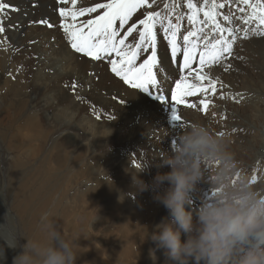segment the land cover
Instances as JSON below:
<instances>
[{"label": "rangeland", "instance_id": "obj_1", "mask_svg": "<svg viewBox=\"0 0 264 264\" xmlns=\"http://www.w3.org/2000/svg\"><path fill=\"white\" fill-rule=\"evenodd\" d=\"M21 1L24 0L9 1L10 6L16 9L11 20L15 35L6 39V47L0 44V223L6 222L4 218L9 210L10 220L19 235L43 239L44 233L38 228L40 217L44 212L51 211L57 226L78 243L77 251L81 254L76 264H166L167 258L162 249L156 250L157 259L153 261L150 250L155 249L156 245L146 238L168 214L161 209L152 218L132 213L136 199L144 193L153 199L154 191L150 189L135 196H127L128 201L123 196L121 200L119 197L121 193L135 191L132 185H124L130 171L147 166L154 154L160 156L162 163V155L171 153L174 129L177 128L181 134L186 126L198 122L209 127L213 133L226 137L229 150L239 162V171L250 177L257 187L264 185V101L233 96L246 93L248 89L257 91L258 84L264 79L263 59L255 52L256 48H260L264 53V37L258 35L257 31L250 28L247 30L248 38L242 37L236 60L230 64L237 67L229 70L223 82H217L215 95L207 94L206 103H209V107L204 109L197 97L189 98L197 107L189 109L178 106L182 119V124H178L172 119L170 90L175 89V83L182 75H188V71L183 69V36L188 31H197L201 27L204 29L203 33L197 31L198 37L190 38L197 45V60L204 51L201 47L206 40L214 42L213 38H218L211 24L191 22L190 26L187 0H164L167 5H163L161 0H149L152 8L147 11L160 12L164 27H167L168 19L174 25H179L176 33L179 50L175 59L169 53L171 48L163 28L157 25L158 63L155 69L159 87H152L150 92L152 96L163 95L165 99L162 102L152 100L143 90L133 89L117 77L111 71L109 58L94 61L82 53H76L67 36L58 28L53 14L35 17V8L44 9V3L26 0V7L33 10L29 12L22 8L24 2ZM57 1L59 5L62 4V0ZM82 1L88 7L107 2ZM193 2L197 7L207 10L203 0ZM60 8L57 5V10ZM102 11L98 10L93 16L102 14ZM217 11L220 12L217 19L222 26L228 27L230 19L225 20L224 16L230 14L229 10L224 8ZM53 12L54 15L58 14L55 10ZM144 12L145 9H138L129 24L138 23L139 19L144 18ZM234 14L237 12L234 11ZM89 15L85 14L83 18L87 20ZM40 19L47 20L53 27L34 23ZM199 19H205L203 12L199 13ZM28 22L30 26H26ZM39 28H44L40 33L51 43V50L60 54L37 59L38 54L46 51L47 46L44 45L36 49V54L19 51L17 55L18 41H26L32 29L36 34ZM124 31L121 29V35H124ZM137 42V33H133L126 41L132 44ZM62 45L74 53L79 62L85 60L89 65H80L72 73H66L65 70L54 73L53 68H59V63L66 65L69 62V57H64L60 49ZM10 47L13 53L11 59L4 55ZM31 52L35 58L27 56ZM150 54L151 49L142 50L138 65ZM227 56L220 64L211 65V71L207 66L204 71L213 78L223 75L230 67L224 66L226 60L234 58L232 52ZM111 58L116 59L115 55ZM194 65L196 69L193 67V76L198 70L196 62ZM78 73L92 76L91 83L81 79ZM79 87L89 89L82 92ZM135 92L146 98L134 99ZM125 107L128 112L137 111L138 119L133 123L120 120ZM185 110H189L191 116L185 114ZM156 112L157 127L151 125L145 137H140L138 130L132 128L140 129L144 124L143 119L153 117ZM59 115L64 116L58 118ZM252 116L257 117L256 121ZM118 118L119 132L114 141L109 142L106 136L100 137V127L109 129ZM243 124L251 125L253 129L247 132L241 128ZM59 127L74 128L70 134L63 136L57 132ZM168 134V140H159ZM155 139V142L151 141ZM149 169L150 173L144 181L151 184L156 170L151 165ZM157 172L164 173L162 168ZM210 194L209 175L193 191L192 197L195 200L194 197L207 198ZM200 199L199 206L202 203ZM149 207H152L151 201ZM154 211L155 207L151 208L148 216ZM146 220H152L153 224L148 227ZM143 225L150 229L145 238L137 234L138 227ZM140 229L145 230L143 227ZM182 235L181 239L185 240L186 235ZM20 243H26V240L21 239ZM20 251V248L6 249L8 261L13 260Z\"/></svg>", "mask_w": 264, "mask_h": 264}, {"label": "clouds", "instance_id": "obj_2", "mask_svg": "<svg viewBox=\"0 0 264 264\" xmlns=\"http://www.w3.org/2000/svg\"><path fill=\"white\" fill-rule=\"evenodd\" d=\"M151 162L133 173L135 191L121 193L119 199L151 189L153 199L168 210V216L146 238L156 245L150 250L153 261L156 250L162 249L166 264H264V185L257 187L239 171L226 137L204 124L192 123L157 165L168 166L171 171L158 172L149 184L140 176ZM209 175L211 194L201 198L194 219L189 207L192 193ZM4 219L6 222L0 223V264H6V249L17 248L21 251L12 264H76L81 254L78 243L57 226L51 211L40 217L38 228L44 233L43 239L19 235L9 210ZM21 239L26 243L21 244Z\"/></svg>", "mask_w": 264, "mask_h": 264}, {"label": "snow or ice", "instance_id": "obj_3", "mask_svg": "<svg viewBox=\"0 0 264 264\" xmlns=\"http://www.w3.org/2000/svg\"><path fill=\"white\" fill-rule=\"evenodd\" d=\"M63 2V0H62ZM232 0H228L231 3ZM240 4L251 9V13L245 17V8L239 9L244 23L250 21L255 23L258 20L260 27H264V0H239ZM73 9L60 8V16L71 18V23H61L60 27L67 36L72 49L76 53H82L86 57H90L94 61H100L102 58H109L111 71L117 77L130 85L133 89H140L149 92V85L159 87L157 85L156 73L153 68L157 65V25L159 24L168 38V43L171 46V56L173 59L177 57L179 46L177 44L176 33L179 30V25H174L171 19L167 20V27H164V19L161 18V13L158 11H147L152 8L149 0H107L103 3H95L94 6H80L76 8L77 0H72ZM203 4L207 6V10L203 7H197L193 0H187V7L191 10L189 21L197 24H211L221 38H213L215 42L206 40L204 51L199 55L198 63L200 68L195 70L193 76V64L197 60L196 50L197 45L190 40L191 37L197 36V31L203 33L201 27L197 31H188L187 35L183 36L184 51H183V69L188 71V75H182L175 83V89L171 92V107L172 119L178 124H182L180 109L178 106L184 105L189 109L196 108V103L190 102L188 98L197 97L199 104L203 105L204 109L209 107L206 103L208 93L215 95L217 81L210 77L204 68L211 65L220 64L226 54L230 55L235 43V30L225 29L221 26L217 17L220 12L217 9H224L225 3L218 0H203ZM10 8L8 0H0V16ZM138 9H145L144 18L139 19L138 23L129 24L134 13ZM16 10V9H13ZM98 10H103L102 14L96 15L94 18H89L81 23H76L78 17H83L85 14H94ZM203 12L204 20L199 19V13ZM225 20L230 19L227 15ZM119 22V25H117ZM34 23L45 24L47 27H53L47 20L40 19ZM127 28L125 29V26ZM257 28V34L264 37V30ZM121 29H124V35H121ZM6 25L3 19H0V34L5 33ZM229 33L225 38L223 34ZM133 33L138 34V42L135 44L126 43ZM244 38H248V33H244ZM135 39V37H134ZM151 49V55L137 65V60L141 51ZM115 55L116 59L111 57ZM190 77H192L190 79ZM151 94V93H150ZM201 96L205 98L200 99ZM157 99L164 100L163 95H157ZM223 135V133H221Z\"/></svg>", "mask_w": 264, "mask_h": 264}, {"label": "bare ground", "instance_id": "obj_4", "mask_svg": "<svg viewBox=\"0 0 264 264\" xmlns=\"http://www.w3.org/2000/svg\"><path fill=\"white\" fill-rule=\"evenodd\" d=\"M9 1L10 0H8V2ZM25 1L26 0L21 1V2H24L22 4V8L23 9H27L29 12H32L33 11L32 9L26 7ZM63 1L66 2L65 5L63 4V2H62V4L59 5L58 4L59 2L57 0H39V2L40 3H44L46 5V7L44 9L39 8V7L38 8H35V11H36L35 17H44V16L49 15L51 13V14H53V16H55L56 22L58 23V25H57L58 28L61 29V31H63V29L60 27V24L59 23L64 22L65 20H66V22H69L70 23L71 22V18L70 17H67V18L61 17L60 16V10H57V5L60 6V7L69 9V10L73 9L72 0H63ZM161 2L163 3V5H167V4H165L166 1H164V0H161ZM219 2H224L225 3V9L227 8L229 10V12H230V14H228V17H230L231 14L233 15V17L230 18V24L228 25V27H224L221 24V26L223 28H225V29H234L235 30V36L233 37L235 39V43L233 44V49H232V54H233L234 58H231L230 60H226V64H224V66H230V64H232V62H234V60H236V56L235 55L239 52V45L241 43L242 37L244 36V33L247 32V30L250 29V28L253 29V31H256L257 28L260 27V26L258 24V20L255 23H253L251 21L249 23H247V24L244 23V18H242V15H241L239 9L241 7H244L245 8V14H244L245 17L251 13V9L248 8L247 6H244L243 4H240L239 3V0H232L231 3H228V0H219ZM80 6H86V5L83 3L82 0H77L76 8L78 9ZM231 7H233V9ZM54 10L57 11L58 14L56 13L54 15V12H53ZM234 11L237 12V14H234ZM188 13H189L188 15H191V10L190 9H189ZM14 15H15V10H13V8L10 6V8L8 10H6V12L2 16H0V19H3L5 21V24H6V31H5V33L0 34V44L2 46H5L6 47L7 46L6 45V39L13 38L14 35H15L14 34V29L11 27V20L14 17ZM31 16H32V14H30V17ZM59 16H60V18H58ZM89 16H90L89 18H94L95 17V16H93V14H90ZM77 19H78V24L81 23V22H83V21H86L83 17H78ZM9 23H10V25H9ZM29 23L30 22H28L27 23L28 25H26V26H30ZM43 29L44 28H39L38 29V33H36V34H35V31L32 29L31 36L28 37L26 39V41H24L25 39L19 40L18 41V45L16 46L17 47L16 48V51H15L16 54L19 51H20V53H26L27 52V54H28V51H32L34 53L38 47H42L44 45L47 46L48 49L45 48L46 51L43 52V54H38L37 55V59L38 58H41V57H44L46 55L56 56V55L60 54V53H54L51 50V43L49 42V40H46V37L43 34L40 33V31H42ZM260 30H264V27H260ZM198 36L199 35L197 34V37ZM223 36L225 38H227L229 36V33L226 31L223 34ZM219 38H221L220 34H218V38L217 39H219ZM194 40H196V39H193V41ZM39 43H40V45H39ZM201 48L203 50L204 46L201 47ZM60 49L62 50V52L64 54V57H69V62L66 65H61V63H59L58 64L59 68L58 67L53 68V70H54L53 72L54 73L57 74V72L60 71V70H65L66 73H72L73 70H75L76 68H78L80 65H89V62L88 61H85V60H83L82 62H79V60L74 55V53L68 51L63 45L60 47ZM32 52H31V54L29 53L30 56L29 55H27V56L28 57H31V58H35V55ZM255 52L263 59V63H264V53L262 52V50L260 48H256L255 49ZM35 54H36V52H35ZM4 55L6 57H9L10 56V59H11V57L13 56V53L11 51V47L9 48V50H7V51L4 52ZM17 55H15V53H14V56H17ZM227 57L228 56L226 54L225 57L223 58V60H225ZM198 60L195 61V62H196L197 67L199 69V66L200 65L198 63ZM89 61H91V60H89ZM193 67L196 69V67H195L194 64H193ZM232 67H237V66L236 65H231L228 68V70H226V71L223 72V75L218 76L217 78H215L216 81L219 82V83L223 82V77H227V75L229 74V70ZM78 75H79V77L81 79L87 80L88 83H91L92 76L91 77L85 76V75H82L81 73H78ZM79 89H80V91L83 92V91H85V90H87L89 88L88 87H79ZM233 96L236 97V98H239V99H248V100H252V99H256L257 100L258 99V100L264 101V79H263V81L260 84H258L257 91L251 90V89L249 90L248 89V91L246 93H243V94H234ZM133 98L134 99L136 98V99H139V100H144L146 97L143 96L141 93L135 92ZM181 106H179V107L181 108ZM182 107H184V105ZM254 107L257 109L258 106L255 105ZM185 111H186L185 114H187L188 116H191L189 110H185ZM157 115L158 114L156 112L153 117H146V118H144L143 119L144 124L141 126L140 129H138L137 127H134L132 129H137L139 136L140 137H145L144 135H145V133L148 130L151 129V125L157 127V124H156L157 123V117H158ZM63 116L64 115H59L58 118H63ZM246 118L247 119H250V117H246ZM251 118L255 120L257 117L256 116H254V117L252 116ZM136 119H138L137 111L136 112H133V111L128 112L127 111V107L123 108L122 115L120 117V120L123 123H131V122L133 123ZM118 122H119V118H118V120H115L111 124V126L109 127V129L107 127L101 126L100 127L99 136L100 137L106 136L109 142H113L114 139L116 138V136L118 135V132H119ZM200 123L202 124V122H200ZM73 128L74 127H69V128L59 127L57 129V132H59V135L66 136V135H68V134L71 133V131H72ZM241 128H243L244 130H247V132L253 129L251 127V125H248V124H243L241 126ZM178 131L179 130L177 128L174 129L173 134H172V140L173 141L178 138V135H180L178 133ZM168 137H169V134L166 135V136L160 137L161 139H159V140H162V139L164 140V139H167ZM157 139L151 140V141L155 142ZM167 140H166V142H167ZM104 147H105V145L102 148H104ZM159 157H160L159 155L154 154L152 156V158H151L152 162H151L150 165H151V167L154 170H156V174L158 173L157 171L160 168H162V171H164V173H167V172L171 171L170 167H168V166H164V167H158L157 166V165L162 164L161 163V159L159 160ZM156 159H158V160H156ZM144 167H146V166H144ZM144 167L140 168L139 170L130 171L127 174L126 184H124V185H132V176H133V173L142 171ZM149 173H150V169L148 167L142 173L143 176L140 177V178L144 180V178ZM122 174H123V172H122ZM165 185H168L167 182L165 183ZM146 192H148V191H146ZM146 194L144 193V194H142V196H140V197L138 196L139 198L136 199V202L134 204V207H132L133 208V212H132L133 215L135 213H137V215L138 214H142V216H144V217H150V218H152V217L155 216V212L157 210H159V209L164 210L166 214H169L168 213V210L163 205L159 204L154 199H151ZM192 196H194V195H192ZM194 198H195V200L192 197L193 203L189 207H190L191 210L194 211V216H195V211L198 210V208L200 207L199 204H198V202H199V199L201 197L199 196V197H194ZM125 200L128 201L127 200V197L125 198ZM150 201L152 202V207H149ZM153 207H155V211L153 213L151 212V216H148V212L150 213V209L153 208ZM152 222H153L152 220L151 221H147L146 225L147 226L148 225H151V224H153ZM146 225H143V226H139L138 227L139 229L137 231V234L141 238H145L148 235V232L150 231V229H148V228L146 229ZM141 227H143L145 230L140 229ZM182 236H184V235H182ZM0 243H2V241H0ZM6 257H7V255H6ZM6 264H12V260L11 261H8V257H7V260H6Z\"/></svg>", "mask_w": 264, "mask_h": 264}]
</instances>
